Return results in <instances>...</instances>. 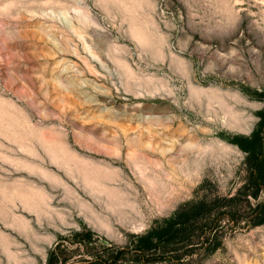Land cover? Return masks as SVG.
Returning a JSON list of instances; mask_svg holds the SVG:
<instances>
[{"label": "rangeland", "instance_id": "1", "mask_svg": "<svg viewBox=\"0 0 264 264\" xmlns=\"http://www.w3.org/2000/svg\"><path fill=\"white\" fill-rule=\"evenodd\" d=\"M0 264H264V0H0Z\"/></svg>", "mask_w": 264, "mask_h": 264}, {"label": "trees", "instance_id": "2", "mask_svg": "<svg viewBox=\"0 0 264 264\" xmlns=\"http://www.w3.org/2000/svg\"><path fill=\"white\" fill-rule=\"evenodd\" d=\"M259 175V174H258Z\"/></svg>", "mask_w": 264, "mask_h": 264}]
</instances>
